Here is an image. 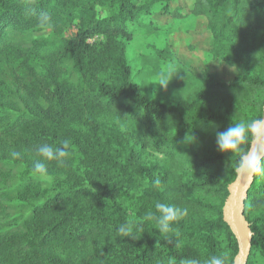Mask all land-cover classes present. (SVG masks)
Wrapping results in <instances>:
<instances>
[{
  "label": "trees",
  "instance_id": "trees-1",
  "mask_svg": "<svg viewBox=\"0 0 264 264\" xmlns=\"http://www.w3.org/2000/svg\"><path fill=\"white\" fill-rule=\"evenodd\" d=\"M176 1L0 0V57L11 69L9 82L0 79V264H204L222 252L233 264L237 243L223 206L238 157L217 151L215 133L264 117V0H192L187 12H169ZM160 5L171 18L205 21L203 62L235 65L231 81L197 77L168 49L155 50L177 67L150 73L171 79L167 102L144 93L127 58L129 24L144 17L153 26ZM42 12L51 29L39 26ZM42 32L51 37L33 38ZM64 139L73 152L67 166L50 162L54 183L39 180L34 148ZM156 202L189 215L159 235L141 223ZM243 218L247 264H264L258 176ZM125 222L134 225L130 238L115 231Z\"/></svg>",
  "mask_w": 264,
  "mask_h": 264
},
{
  "label": "rangeland",
  "instance_id": "rangeland-1",
  "mask_svg": "<svg viewBox=\"0 0 264 264\" xmlns=\"http://www.w3.org/2000/svg\"><path fill=\"white\" fill-rule=\"evenodd\" d=\"M191 5L192 0L176 1L170 4L169 12L174 7L187 12ZM162 7L159 6L158 14L152 18L153 26L144 17L129 24L133 40L127 45V58L136 81L143 86L144 93L155 101L167 102L165 89H161L156 83L150 84L151 80L159 82L160 76L152 79L153 75L150 73H167L177 67L172 60L159 58L155 50L168 49L170 54L176 56L183 66L197 77L201 76L203 71H207L219 81H231L235 73L231 72L227 66L220 65L218 62H203V53L210 48V39L205 32V21L198 19L194 22L192 17L183 20L174 19L170 17V14L164 13ZM75 33L76 29L72 27L67 32V36L71 37ZM50 37V33L42 32L34 35L33 38ZM29 41L30 39L23 41L18 38L16 43ZM2 77L9 82L11 69L6 60L0 57V79ZM40 104L44 106L43 102Z\"/></svg>",
  "mask_w": 264,
  "mask_h": 264
},
{
  "label": "clouds",
  "instance_id": "clouds-1",
  "mask_svg": "<svg viewBox=\"0 0 264 264\" xmlns=\"http://www.w3.org/2000/svg\"><path fill=\"white\" fill-rule=\"evenodd\" d=\"M38 23L41 28L51 29L53 24L48 13L42 12L38 16ZM221 63L220 65H223ZM229 70L236 73L238 70L235 65L227 66ZM171 79L163 74L159 77V87L166 89ZM264 138V126L258 120L247 123L238 121L231 123L224 131H216L215 144L218 152L228 153L238 157L234 172L239 176H246L249 179L260 177L264 179V152L244 146L249 145L250 139H255L257 143ZM264 147V145H262ZM38 159L32 167L33 175L41 181L54 183L55 178L49 174L48 164L54 162L56 167H66L71 159L72 144L69 139H64L58 145L41 143L34 148ZM13 160L21 158V153L15 150L10 151ZM160 182H155L159 186ZM189 208L180 207L169 203L156 202L153 207L145 211L141 217V223H151L159 235H167L173 231V225L179 223L189 215ZM134 225L131 222L120 224L115 231L122 238H130ZM231 256L228 252L212 256L204 264H230ZM190 264H201L199 259H192Z\"/></svg>",
  "mask_w": 264,
  "mask_h": 264
},
{
  "label": "water",
  "instance_id": "water-1",
  "mask_svg": "<svg viewBox=\"0 0 264 264\" xmlns=\"http://www.w3.org/2000/svg\"><path fill=\"white\" fill-rule=\"evenodd\" d=\"M264 126V117L260 121ZM264 138L259 143L252 140L250 147L264 152ZM252 179L236 174L235 180L228 188V196L223 206V217L237 243V253L233 259V264H247L251 252V233L243 218V202L247 191L252 183Z\"/></svg>",
  "mask_w": 264,
  "mask_h": 264
}]
</instances>
